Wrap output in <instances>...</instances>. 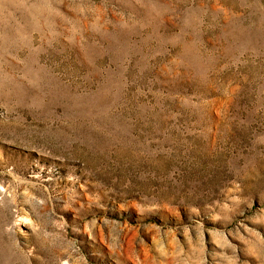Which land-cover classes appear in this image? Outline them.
<instances>
[{
  "label": "rangeland",
  "instance_id": "1",
  "mask_svg": "<svg viewBox=\"0 0 264 264\" xmlns=\"http://www.w3.org/2000/svg\"><path fill=\"white\" fill-rule=\"evenodd\" d=\"M0 264H264V0H0Z\"/></svg>",
  "mask_w": 264,
  "mask_h": 264
}]
</instances>
